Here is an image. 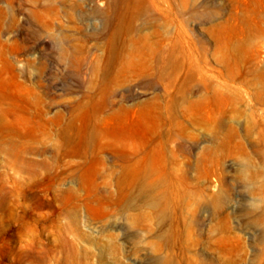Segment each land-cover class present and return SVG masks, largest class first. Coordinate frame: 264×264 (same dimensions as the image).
Masks as SVG:
<instances>
[{
    "label": "rangeland",
    "instance_id": "obj_1",
    "mask_svg": "<svg viewBox=\"0 0 264 264\" xmlns=\"http://www.w3.org/2000/svg\"><path fill=\"white\" fill-rule=\"evenodd\" d=\"M0 18L30 100L74 131L94 117L63 180L0 153V264H264V0H0Z\"/></svg>",
    "mask_w": 264,
    "mask_h": 264
},
{
    "label": "bare ground",
    "instance_id": "obj_2",
    "mask_svg": "<svg viewBox=\"0 0 264 264\" xmlns=\"http://www.w3.org/2000/svg\"><path fill=\"white\" fill-rule=\"evenodd\" d=\"M32 94L16 80L13 65L4 60L0 50V153L5 154L10 165L20 173H29L33 178L45 175L47 180H51L56 177L53 173L59 168L60 180H63L65 158H83L89 151L88 138L93 133L90 124L94 117L88 116L85 125L74 131L72 126L65 125L62 114L53 119L42 112L30 100ZM104 108L105 105L99 106L100 110ZM124 112L120 121L117 113L111 119L125 126L133 118V112L129 109H124ZM101 121L106 120L102 118ZM52 124L58 126L56 144L52 141ZM29 155H38L40 159L28 158ZM36 199L37 206L44 205L41 198Z\"/></svg>",
    "mask_w": 264,
    "mask_h": 264
}]
</instances>
